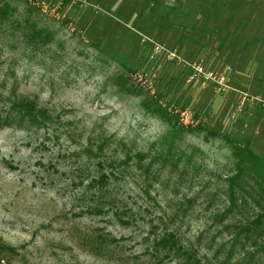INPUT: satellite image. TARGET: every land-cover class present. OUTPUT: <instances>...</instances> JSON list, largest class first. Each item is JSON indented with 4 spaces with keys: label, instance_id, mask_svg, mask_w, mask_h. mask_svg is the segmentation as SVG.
I'll return each mask as SVG.
<instances>
[{
    "label": "rangeland",
    "instance_id": "rangeland-1",
    "mask_svg": "<svg viewBox=\"0 0 264 264\" xmlns=\"http://www.w3.org/2000/svg\"><path fill=\"white\" fill-rule=\"evenodd\" d=\"M84 1L97 8L0 0V244L15 250L0 264H264L239 237L245 221L264 212V179L239 171L234 149L247 143L264 162V82L258 87L255 76L248 88L224 78L218 91L190 67L152 58L151 40L221 76L183 57L167 42L175 39H161L164 21L150 0ZM251 9L249 21H264V9ZM190 15L168 20L189 26L204 13ZM180 30L188 43H206L202 29ZM255 49L247 44L236 62L256 66ZM173 64L186 71L173 72ZM223 64L227 74L237 67L232 57ZM21 100L35 105L36 123H20ZM153 102L170 115L171 106L188 107L199 122L176 133L171 116L169 124L147 109ZM135 154L140 165L134 157L118 172L110 166Z\"/></svg>",
    "mask_w": 264,
    "mask_h": 264
},
{
    "label": "crops",
    "instance_id": "crops-1",
    "mask_svg": "<svg viewBox=\"0 0 264 264\" xmlns=\"http://www.w3.org/2000/svg\"><path fill=\"white\" fill-rule=\"evenodd\" d=\"M170 1H177L178 3H169ZM179 1L181 0H150L149 2L150 6L155 8L158 19L164 21L163 31L160 33L161 39L165 41L175 39L174 43L171 41L167 42H169L171 47L178 49L183 57L196 60L202 59L207 68L214 69L216 73L235 84L250 88L255 83L252 78L257 76L260 81L257 82L260 84L258 87H260L264 82V59L262 56L264 36L257 35L256 39L250 37L253 36L251 30L264 29V21H249L253 18L247 15L246 10L252 8L250 12V15H252L258 11L256 9L258 8L259 10L261 9L260 12L262 14L264 2L261 1L264 0H190L191 2H186L185 5H182ZM184 1L186 0L181 2ZM198 12L204 13L202 21L194 20L189 26H186L184 22L177 24L174 20H168V18H172L171 13L175 14L172 19H176V13L192 15ZM185 28L193 31L202 29L204 33H201V36L204 34L206 43L204 45L203 43H195L193 45L190 42L188 43L185 40L187 38L185 37V32L180 30ZM177 31L179 32L178 34H176ZM247 44H250L253 48L256 47L254 52H256L258 62L256 66L251 64L246 69L245 64L239 65L236 60L246 53ZM230 57L234 59V65L237 67L234 68L233 73L227 74V67L223 63ZM253 58H255V55L251 53L247 56L246 61L249 63ZM178 66L176 64L173 66V72L186 71L184 67L179 68ZM249 70L251 72L248 77L247 71Z\"/></svg>",
    "mask_w": 264,
    "mask_h": 264
},
{
    "label": "trees",
    "instance_id": "trees-1",
    "mask_svg": "<svg viewBox=\"0 0 264 264\" xmlns=\"http://www.w3.org/2000/svg\"><path fill=\"white\" fill-rule=\"evenodd\" d=\"M5 17H6V11L0 8V21L4 19ZM34 106L35 105L31 101H28V100H21L20 102L14 104V108L17 109V111L20 113V123L23 122L22 120L33 121V123H36L38 121V117H37V114L35 113L36 110ZM147 109L152 114L158 116L157 118L165 120L167 123L171 121V118H170L171 116L175 121L172 123V129L176 133L184 132L185 130L187 131V129H189V127L186 128V127L179 125L177 122V116L174 114H171V115L168 114L167 113L168 111L165 109V107L160 105L158 102L157 103L153 102L150 104V106L147 105ZM198 128L202 129L201 126ZM228 141H231V139H229ZM246 144L243 147L238 146L237 144H234V149H238V151H240V153L238 152V155H237V156H240V158L236 164V167L239 171L244 169L246 174L250 175V178L256 181H260L262 180V177L264 179V162L260 161V159L257 156L252 154L251 151L248 150V147ZM172 147H173L172 143L169 142V144L166 146L167 152H171ZM156 154H157V157L163 158L160 152H157ZM134 157L137 159V165L138 164L140 165L143 157L141 154H135L132 157L129 155H126L121 160H112L110 166L112 168H115L116 171L118 172L119 171L118 168H120L123 164L127 165L129 161L133 160ZM241 161L246 162V165H244L243 168L241 167ZM148 169H149V166H146L144 168L145 171H147ZM252 173L254 174L253 177L251 176ZM233 179L234 180L237 179V175L234 176ZM104 180H106V177L103 176V174H101V176L98 177V183L99 184L105 183ZM230 189H232V187H230ZM260 228H262L261 230H263V232H260L259 230ZM240 230L243 232L240 234V232L238 231L237 234L239 233L240 234V235L238 234L239 237L243 238L242 241L245 243H248L251 247H255L256 251H260L261 254L263 255L262 257H264V212L260 216L256 215L255 218L251 220H246L244 223V226H242ZM14 253H15V250L12 247L6 246L4 244H0V261L3 260V256L12 255ZM223 260L226 261V258H224ZM223 260L219 261V263L223 262ZM200 261H201L200 259L196 258V260L193 261L194 262L193 264H201Z\"/></svg>",
    "mask_w": 264,
    "mask_h": 264
},
{
    "label": "built area",
    "instance_id": "built-area-1",
    "mask_svg": "<svg viewBox=\"0 0 264 264\" xmlns=\"http://www.w3.org/2000/svg\"><path fill=\"white\" fill-rule=\"evenodd\" d=\"M75 1V0H73ZM82 2H84L85 4L89 5L90 7L93 8H97L96 5H93L90 2L84 1L82 0ZM150 40V39H149ZM152 48H151V53H152V58H156L158 56L164 55L166 57V59L168 60H173L176 61L179 64H183L185 66L190 67V69L192 70V72H198L201 75H203V78L205 79L204 81L207 80H212L217 86H216V90L218 89V91L222 90L223 88L227 87L225 85V80L224 77L222 76H218L215 73L212 72H207L203 71L202 67L198 64L195 63H186L184 64L186 61H182L181 57L179 56V54H177L176 50H170L167 49L164 45H162L160 42H156V41H152ZM135 77L142 82L143 86L149 90L151 93H154V88L151 84V80L149 77H147L144 73H142L141 71L135 70ZM190 79L191 76H190ZM188 79V80H190ZM243 99H247L248 97L252 98L255 101H259V99L257 97H252L249 96L248 93L243 92ZM261 104L263 105V102H261ZM172 109V110H171ZM171 109L169 108V111H171V113L175 114L177 116V122L179 125L183 126V127H194L198 124L199 119L196 118L194 116V114L191 113L190 109L188 107H176V106H171Z\"/></svg>",
    "mask_w": 264,
    "mask_h": 264
}]
</instances>
